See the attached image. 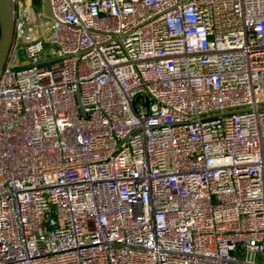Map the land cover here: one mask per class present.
Segmentation results:
<instances>
[{
    "label": "built area",
    "instance_id": "obj_1",
    "mask_svg": "<svg viewBox=\"0 0 264 264\" xmlns=\"http://www.w3.org/2000/svg\"><path fill=\"white\" fill-rule=\"evenodd\" d=\"M49 1L0 74V264H264V0Z\"/></svg>",
    "mask_w": 264,
    "mask_h": 264
},
{
    "label": "water",
    "instance_id": "obj_2",
    "mask_svg": "<svg viewBox=\"0 0 264 264\" xmlns=\"http://www.w3.org/2000/svg\"><path fill=\"white\" fill-rule=\"evenodd\" d=\"M31 7L37 13L42 12L46 17H53L49 0H32ZM14 10V0H0V74L7 60L12 43ZM76 98L82 116L86 117L83 107L80 104L78 91L76 92Z\"/></svg>",
    "mask_w": 264,
    "mask_h": 264
},
{
    "label": "rangeland",
    "instance_id": "obj_3",
    "mask_svg": "<svg viewBox=\"0 0 264 264\" xmlns=\"http://www.w3.org/2000/svg\"><path fill=\"white\" fill-rule=\"evenodd\" d=\"M20 4L22 7H26L27 5L29 6V4H27V2H24L23 0H19ZM43 20V19H42ZM44 35L45 37L48 36V31H44ZM43 54H49V46H45ZM21 63H23V59L21 57ZM264 95H261L260 98H262Z\"/></svg>",
    "mask_w": 264,
    "mask_h": 264
},
{
    "label": "flooded vegetation",
    "instance_id": "obj_4",
    "mask_svg": "<svg viewBox=\"0 0 264 264\" xmlns=\"http://www.w3.org/2000/svg\"><path fill=\"white\" fill-rule=\"evenodd\" d=\"M23 1L25 2V1H28V0H23Z\"/></svg>",
    "mask_w": 264,
    "mask_h": 264
}]
</instances>
